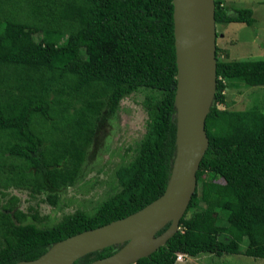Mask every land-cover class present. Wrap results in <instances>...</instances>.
Listing matches in <instances>:
<instances>
[{
    "label": "trees",
    "instance_id": "trees-1",
    "mask_svg": "<svg viewBox=\"0 0 264 264\" xmlns=\"http://www.w3.org/2000/svg\"><path fill=\"white\" fill-rule=\"evenodd\" d=\"M213 2L215 25L250 27L254 22L249 9L227 8L223 0ZM34 4L45 8L24 20L15 14L17 9L10 17L0 18V63L39 66L56 71L60 79L72 76L76 90L92 83L109 85L90 129L92 142L105 125L114 124L121 100L133 93L142 94L147 119L133 158L114 170L113 192L91 212L76 208L44 225L49 215L39 219L26 214L36 210L32 206L20 211L0 200L4 220L0 223V264L34 259L55 241L144 207L165 190L175 149L171 0H36ZM25 9L33 12V4H26ZM51 20L61 22L57 28L42 27ZM36 28L41 33L38 40L32 36ZM215 60L216 93L205 120L209 144L196 172V189L175 233L133 264H174L178 252L188 257L264 258V110L256 105L244 111L218 108L225 102L226 82L264 86V59L221 61L215 47ZM51 103L42 94L28 99L13 115H5L0 107V130L15 129L19 136L9 147V155L29 162L28 170L39 177L47 197L61 188L53 180L55 166L46 160V143L34 132L33 123L34 116L47 122L54 119ZM81 172L80 168L76 178ZM218 178L228 194H223ZM120 246L87 253L72 264L107 256Z\"/></svg>",
    "mask_w": 264,
    "mask_h": 264
},
{
    "label": "rangeland",
    "instance_id": "rangeland-1",
    "mask_svg": "<svg viewBox=\"0 0 264 264\" xmlns=\"http://www.w3.org/2000/svg\"><path fill=\"white\" fill-rule=\"evenodd\" d=\"M14 1L0 0V18L10 17L11 11L17 9L15 14L24 20L37 9L45 8L43 5L36 8V0ZM26 4H33V12L26 13ZM223 5L251 10L254 22L250 27L240 23L215 25L219 60L264 59V0H223ZM60 22L47 21L42 27L57 28ZM38 29L32 33L35 40L41 36L36 32ZM74 83L72 76L60 79L56 71L39 66L0 63V107L5 115L16 114L24 102L38 95H47L52 100L50 113L54 119L47 122L34 116L40 122L37 124L34 120L33 130L46 143L45 157L55 166L52 177L61 188L58 193L47 197L39 177L28 170L29 162L9 155V147L19 140L17 131L0 130V200L8 201L10 208L20 211L32 206L36 210L26 214L32 213L39 219L49 215L44 225L54 223L62 214L76 208L91 212L112 193L116 185L114 170L133 158L145 132L147 113L142 105V94L133 93L121 100L114 124L105 125L93 142L89 140L94 118L103 107L110 86L92 83L76 90ZM226 84L225 102L218 105L220 110L244 111L255 105L264 110V86L248 87L237 81ZM80 168L82 175L76 178ZM216 182L223 186V194H228L224 181L218 178ZM3 221L0 217V223ZM244 246L241 242L240 248ZM184 264H264V258L199 254L196 258H185Z\"/></svg>",
    "mask_w": 264,
    "mask_h": 264
},
{
    "label": "water",
    "instance_id": "water-1",
    "mask_svg": "<svg viewBox=\"0 0 264 264\" xmlns=\"http://www.w3.org/2000/svg\"><path fill=\"white\" fill-rule=\"evenodd\" d=\"M171 4L175 149L165 190L133 213L55 241L36 258L12 264H72L87 253L118 244L121 246L111 254L85 264H133L177 230L209 144L205 120L216 93V31L213 0H171Z\"/></svg>",
    "mask_w": 264,
    "mask_h": 264
},
{
    "label": "built area",
    "instance_id": "built-area-1",
    "mask_svg": "<svg viewBox=\"0 0 264 264\" xmlns=\"http://www.w3.org/2000/svg\"><path fill=\"white\" fill-rule=\"evenodd\" d=\"M183 261H184V254H182V253H176L175 254V257H174V262L175 263L177 262V263L184 264Z\"/></svg>",
    "mask_w": 264,
    "mask_h": 264
},
{
    "label": "clouds",
    "instance_id": "clouds-1",
    "mask_svg": "<svg viewBox=\"0 0 264 264\" xmlns=\"http://www.w3.org/2000/svg\"><path fill=\"white\" fill-rule=\"evenodd\" d=\"M178 253H179V252H178ZM186 256H187V255H184V260H185ZM183 263H184V261H183ZM174 264H181V263H177V262L175 263V262H174Z\"/></svg>",
    "mask_w": 264,
    "mask_h": 264
},
{
    "label": "crops",
    "instance_id": "crops-1",
    "mask_svg": "<svg viewBox=\"0 0 264 264\" xmlns=\"http://www.w3.org/2000/svg\"><path fill=\"white\" fill-rule=\"evenodd\" d=\"M199 255H197V256H194V257H188V256H186V258L188 257L189 259H192V258H196V257H198Z\"/></svg>",
    "mask_w": 264,
    "mask_h": 264
}]
</instances>
